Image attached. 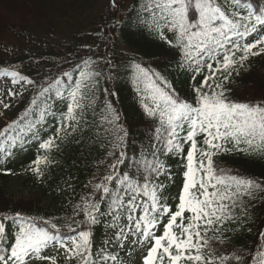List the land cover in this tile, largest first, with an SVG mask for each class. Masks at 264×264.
<instances>
[{
	"label": "snow or ice",
	"instance_id": "snow-or-ice-1",
	"mask_svg": "<svg viewBox=\"0 0 264 264\" xmlns=\"http://www.w3.org/2000/svg\"><path fill=\"white\" fill-rule=\"evenodd\" d=\"M134 4L143 8L136 13L138 27L166 39L178 57L177 69L190 71L193 79L200 77L192 85L191 99L182 98L162 74L137 65L149 81L141 99L143 112L156 124L149 126L147 151L137 149L130 164L124 146L127 133L118 128L104 173L76 209L82 215L79 227H74V219L67 224L72 233L67 239L58 222L45 220V227H39L20 212L11 220L0 215V264H61L59 256L65 264H125L124 257L133 252L139 264H248L252 258L230 252L225 234L247 219L251 203L264 202V180L218 170L214 157L221 150L264 155V97L238 100L226 87L244 61L264 51V0H148L143 5L134 0ZM109 7L115 9L109 30L114 33L123 22L121 0H110ZM68 75L63 72V77ZM99 75L88 73L87 80L76 82L68 93V123L62 120V128L74 131L80 114L93 107V82L98 83ZM5 76L13 83L25 79L16 71ZM60 84L55 79L41 86L42 92L55 89L63 96ZM103 91L113 95L110 89ZM8 95L17 93L9 90ZM0 104L9 107L2 98ZM105 111L108 122L118 124L112 105L106 104ZM55 139L40 147L50 148ZM173 158L183 169L175 195L169 190L175 179L167 163ZM104 217L111 235L98 245L94 232ZM12 224H17L15 230ZM260 236L264 239V232ZM255 258L264 264V252L258 251Z\"/></svg>",
	"mask_w": 264,
	"mask_h": 264
},
{
	"label": "trees",
	"instance_id": "trees-1",
	"mask_svg": "<svg viewBox=\"0 0 264 264\" xmlns=\"http://www.w3.org/2000/svg\"><path fill=\"white\" fill-rule=\"evenodd\" d=\"M147 2L140 0L141 5ZM109 3L110 0L104 4L103 0H0V74L12 72L8 68L18 64L16 72L25 79L17 83L30 88L0 116V132L8 129L0 135V215L7 214L11 220L14 212H20L39 227H45V220L58 222L65 239L72 235L68 223L74 219V227H79L82 215L76 209L104 173L110 159L108 153L117 142L118 128L122 126L127 133L124 146L130 164L135 161L133 153L137 149L147 151L149 126L156 124L143 112L141 99L147 94L149 81L143 79L137 65L162 74L182 98L191 99L192 85L200 79H193L190 71L177 69L178 57L166 39L138 27L136 13H142L143 8L136 6L134 0H121L123 22L114 33L109 31L115 12ZM133 7L135 12H131ZM61 21L71 29L68 35L57 29ZM3 32L13 35L15 44L10 52L2 41ZM63 72L69 75L63 77ZM90 72L100 73L98 83L93 82L96 110L89 107L80 114L82 118L74 131L62 128V120L68 123V93L76 82L86 81ZM29 79L36 82L35 86L27 83ZM55 79L61 80L63 96H57L55 89L42 92L41 86L47 87ZM226 87L233 90L238 100L258 101L264 97V51L244 61ZM104 89H110L113 95L108 96ZM106 104L118 112V124L106 119ZM53 137L56 139L50 148L40 147ZM37 160L39 164L34 163ZM167 163L175 179L169 189L174 195L183 169L175 158ZM214 167L228 174L264 180V155L259 153L221 150L214 157ZM15 176L33 181L39 195L19 200L9 197L6 185ZM62 196V202L51 210L39 207L40 198ZM102 219L94 232L98 245L111 235L107 217ZM13 225L15 230L17 224ZM232 227L235 231L225 234L229 251L248 255L252 257L248 264H258L255 254L264 252V239L260 236L264 232V202L251 203L247 219ZM58 259L65 264L63 256Z\"/></svg>",
	"mask_w": 264,
	"mask_h": 264
},
{
	"label": "rangeland",
	"instance_id": "rangeland-1",
	"mask_svg": "<svg viewBox=\"0 0 264 264\" xmlns=\"http://www.w3.org/2000/svg\"><path fill=\"white\" fill-rule=\"evenodd\" d=\"M106 2V0H103V4ZM18 5H21L20 3ZM4 7V6H3ZM1 12L4 13V10H1ZM27 27L32 28L31 24H27ZM57 29L64 32L66 35H68V32H71V29L66 26V24L64 22L61 21V24L57 26ZM11 33L8 32H3L2 34V41L5 43L4 45H7V50L12 51L13 47H14V41L13 39V35H9ZM55 36H57L58 38H61L60 34H55ZM54 37V36H51ZM4 51V49H1ZM2 54L5 55V52H3ZM8 54V53H7ZM7 56V55H5ZM9 90H11L12 92H16L17 95L15 96H11L8 95ZM28 93V89L22 86H17L15 84H13L11 77H6V76H0V98L3 99L4 104L9 105V107L11 105H13L16 102L17 98H21V96H24ZM9 107L5 108L3 106V104H0V116L7 112L9 110ZM6 193L9 197L15 199V200H19L22 198H34L37 197L39 195V189L34 187L32 181H28L26 180V178L24 177H12L8 184L6 185ZM40 198V197H39ZM64 198V196L59 197V198H50V197H46V198H40V205L39 207L42 210H51L54 207H56L57 205H59L62 202V199ZM52 253L55 254V250L51 249ZM132 257V262L131 264H139V258L138 256L135 254V252H133L131 254Z\"/></svg>",
	"mask_w": 264,
	"mask_h": 264
}]
</instances>
